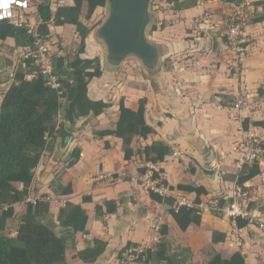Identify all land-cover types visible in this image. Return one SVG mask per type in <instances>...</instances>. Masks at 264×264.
<instances>
[{"label":"crops","instance_id":"crops-1","mask_svg":"<svg viewBox=\"0 0 264 264\" xmlns=\"http://www.w3.org/2000/svg\"><path fill=\"white\" fill-rule=\"evenodd\" d=\"M242 3L245 6L240 30L249 41L241 61L227 47L224 35L227 13L233 3L204 0L200 6L171 10L175 19L172 29L176 30L192 26L195 18L205 14L204 22L199 25L206 31L204 37L195 34H190L194 35L193 39H187L186 35L175 37L170 23L167 25L165 21L160 22L162 27L148 33L151 40L162 44L163 56L169 58L165 67L161 65L153 85L146 79L145 84L130 83L122 90L115 87L116 93L105 98L103 87L98 85L105 74L90 81L88 96L110 102L111 106L98 116L81 117L72 132L65 128L70 136L65 145L59 137L53 150L43 154L27 198L31 200L30 196L37 193H50L52 197L56 194L57 199L49 208L54 221L65 201L80 203L86 210L88 232H77L74 243H68V264H116L118 251L127 243L154 247L161 236L170 244L173 241L190 248L193 264L204 258L208 261L209 253L228 258L236 251L244 256L245 264H264V238L255 224L233 231L225 217L208 213L201 215L200 224L191 223L181 230L169 212L170 206L154 201L146 191L143 173L138 172V167L144 165L142 157L135 154L126 160L120 138L95 135L96 130L111 127L117 119L120 98L126 106L136 109L138 99L144 97L145 120L154 132L145 139L135 137L132 148H142L154 140L166 142L171 153L155 166L161 169L166 184L189 200H194L195 193L178 190V183L203 186L206 193L200 195L201 200L214 202L229 197L234 186L231 176L239 170V140L246 132H254L264 142V19L254 21L264 15V0ZM207 42L208 52L204 51ZM2 43L11 50L20 48L11 37L0 40V49ZM8 85L0 88V102ZM238 98L242 104L237 109L234 104ZM76 146L80 155L70 166V152ZM205 169L212 173L206 174ZM100 170L113 173L116 183L108 186L92 182L91 177ZM57 182L61 186L69 183L71 193H60ZM244 185L249 209L264 221V161L260 173ZM83 196L89 199L83 201ZM110 199L115 200L116 211L97 216L95 206ZM164 225L165 234L161 233ZM215 230L225 234L223 241L212 242ZM56 231L60 232L59 227ZM10 235H15V228L10 230ZM93 238L105 241L106 247L95 261L84 262L77 251L92 244Z\"/></svg>","mask_w":264,"mask_h":264},{"label":"trees","instance_id":"trees-1","mask_svg":"<svg viewBox=\"0 0 264 264\" xmlns=\"http://www.w3.org/2000/svg\"><path fill=\"white\" fill-rule=\"evenodd\" d=\"M172 10H183L196 6V0H164ZM228 3H241L244 0H220ZM86 3L85 17L90 18L97 7H104L105 0H72L69 4L52 9L50 0H41L36 4V14L39 19L38 31L45 38L49 35V26L74 25L79 35V45L75 54L69 58L65 55L53 56V74L59 82L58 88L46 83V77L37 73L27 78L33 68L31 60L24 58L26 67L17 69L12 81L3 92L0 102V264H68L66 249L68 243L73 244L77 232L87 233L88 216L80 203L65 201L59 207L56 221L51 217L48 201L36 199L27 200L29 187L32 184L35 169L46 151H52L60 137L61 127L72 132L74 124L81 117L98 116L105 113L111 106L103 99H91L88 96V85L94 78L102 74V66L97 57H86V38L92 27L80 20L83 4ZM261 14L254 19L262 21ZM162 27V24H161ZM157 26L151 24V29ZM11 37L14 44L21 49L32 46L33 38L23 26H16L8 20H0V40ZM146 98H139L137 108L126 106L123 98L118 102L117 119L111 127L96 130L95 135L103 138L112 135L121 139L124 159L139 154L144 162L138 167L139 173L146 170L145 163L155 165L162 162L171 153V147L162 140H154L142 148L134 150L132 140L147 138L154 132V128L145 120ZM247 122L243 121V125ZM80 148L74 147L70 152L68 165H73L79 158ZM161 170L160 168L158 169ZM260 173L258 163L243 165L236 174H232V181L242 186ZM60 193H71V185L61 186L56 183ZM178 190L194 192L195 202H199L200 195L206 193L201 185L178 183ZM151 199L170 206L169 212L181 230L191 224H200L201 215L186 205L174 208V199L161 197L149 191ZM88 196L82 200L87 201ZM24 204L23 211L18 212L17 205ZM220 204L223 201H219ZM104 209V210H103ZM96 215L102 217L116 211L113 199L104 200L102 205L95 206ZM14 219L16 223L15 235H10L7 222ZM53 219V220H52ZM53 221V223H52ZM248 224L247 220L238 219L237 225L242 228ZM64 230L62 233L57 232ZM164 225L161 233L165 234ZM225 234L213 231L212 242L223 241ZM127 243L118 251L130 247ZM137 246V245H136ZM106 243L93 238L92 244L77 251V256L84 262L95 261L104 251ZM191 250L188 247L173 249L165 236H161L154 247H143L136 257L137 260L152 264H193L190 261ZM209 264H245L244 256L234 252L228 258L219 253L209 259Z\"/></svg>","mask_w":264,"mask_h":264},{"label":"built area","instance_id":"built-area-1","mask_svg":"<svg viewBox=\"0 0 264 264\" xmlns=\"http://www.w3.org/2000/svg\"><path fill=\"white\" fill-rule=\"evenodd\" d=\"M32 0H0V20H8L16 26H23L27 32L32 35V46L28 48L24 58L31 60L33 70L26 75L27 78H32L37 73L46 77V83L53 88L59 87V82L53 74V54L45 46L44 37L38 31V22L34 23L32 19L25 14L30 12ZM72 2V1H71ZM70 2L67 0H51V8L66 5ZM204 0H196V5L200 6ZM244 4L233 3L225 21L226 27L224 35L226 37L227 46L234 52L235 57L241 61L242 54L246 50L249 39L240 30V21L244 12ZM23 68L26 67V62L21 64ZM242 99L238 98L234 104L235 108H240ZM239 152L238 168L240 169L245 164H252L256 162L262 164L264 161V142L254 132H246L237 144ZM143 182L146 191L154 192L161 197H171L174 199V208L181 205L192 207L197 214H208L217 212L225 217L231 224L232 230L239 229L237 225L238 219L248 221V224H255L260 230L264 238V221L254 215L249 209L247 202V193L242 186L234 183L232 193L226 199L223 198L224 203L219 201L209 202L208 200H200L195 202L189 200L185 196L178 194L173 188L166 184L164 175L159 171L155 164L147 162L146 170L143 173ZM94 183L112 186L116 183L117 178L111 172L100 170L91 177ZM41 200L48 201L50 198L42 197ZM35 201V200H34ZM143 247L130 246L122 251L120 258L116 264H127V261L137 257L138 253L142 251Z\"/></svg>","mask_w":264,"mask_h":264},{"label":"rangeland","instance_id":"rangeland-1","mask_svg":"<svg viewBox=\"0 0 264 264\" xmlns=\"http://www.w3.org/2000/svg\"><path fill=\"white\" fill-rule=\"evenodd\" d=\"M40 1L41 0H32L30 12L25 14L27 17L32 19L34 23L38 22V18L36 14V4ZM71 1L72 0H67V2H71ZM149 6L152 13L151 24H155L158 27L161 26L160 23L161 21L167 22V25H169L170 23L169 28L171 30H174L172 31V34L175 37L177 35L179 37H183L184 35H186L187 39H193L194 35H190V34H195L196 36H200V37H204V35L206 34L205 29L199 28L200 23L204 22L203 20L204 18H202V16L205 17V14L199 16L198 18H195L192 26L188 25L180 28V30L179 29L176 30L175 28L172 29V25H173L172 23L175 21V19L171 17L172 9L170 8L169 4H167L164 0H150ZM85 12H86V3L83 4L80 20L83 24L92 27V30L88 34L89 39L86 41L85 53H83L82 55L86 57H97L100 60L102 66V73L105 74V77L101 79V82L98 83V85H101L103 87L104 97L111 98V96H113L114 93H116L114 90L115 87L120 88V90H122L126 85L130 83H132L133 85L137 83L145 84L144 82L146 81V79H148L153 85L154 80L157 78L158 73L155 75L149 74L135 58L130 57L126 59L123 62V64L117 68H111L105 65L104 63L105 49L102 43L95 39L94 30L106 17L107 7L106 6L97 7L90 18L85 17ZM151 31L152 29L150 25L148 27V33H150ZM44 43L45 46L50 50L51 54H53V56L62 54L71 58L75 54L76 49L79 45V35L74 25L64 24L62 27L49 26V35L47 38L44 39ZM1 45L3 46H1L0 49V51L2 52L0 54V88L2 87L4 88V86H7L12 81L15 71L19 69L20 65L23 63L24 55L27 51L21 48H17L16 50H11V47H9L6 43H2ZM197 47L199 48L200 45ZM206 47L207 50L204 51L208 52V42ZM168 60L169 58L163 56L161 65L164 64L165 67V65L168 63ZM111 73L114 75V81ZM87 144L93 145L94 143L88 142ZM47 196L50 198L48 200L49 204H52L53 201L57 199L56 194H54L52 197L50 193H37L30 196V198L32 201H34L36 199H40L42 197H47ZM219 199H221L224 203L223 198H219ZM24 204L25 202L17 205V207H19L17 208L18 212L23 210ZM212 213L220 218H223V216L217 212H212ZM52 216L53 214L51 213V217ZM16 223L17 222L14 219L9 220L7 222L8 230L10 231L13 228H15ZM229 225H230L229 227L232 228L231 224ZM170 242H171L170 245L173 249H179L180 247H183L178 243L177 244L174 243L173 241ZM213 254L214 253L208 254V261L213 256ZM208 261H206V258H204L203 261L200 262L199 264H209ZM127 264H145V263L137 260L135 257L127 261Z\"/></svg>","mask_w":264,"mask_h":264},{"label":"water","instance_id":"water-1","mask_svg":"<svg viewBox=\"0 0 264 264\" xmlns=\"http://www.w3.org/2000/svg\"><path fill=\"white\" fill-rule=\"evenodd\" d=\"M150 0H105L107 14L95 28L94 37L105 49L104 63L117 68L132 57L151 75L161 70L164 55L162 44L151 40L148 27L152 22ZM70 133L61 127V143L65 145ZM206 174L212 170L205 169ZM64 230H61L62 233Z\"/></svg>","mask_w":264,"mask_h":264}]
</instances>
